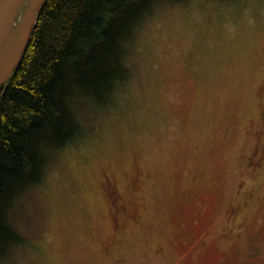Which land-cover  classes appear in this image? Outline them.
Masks as SVG:
<instances>
[{
    "label": "rangeland",
    "instance_id": "rangeland-1",
    "mask_svg": "<svg viewBox=\"0 0 264 264\" xmlns=\"http://www.w3.org/2000/svg\"><path fill=\"white\" fill-rule=\"evenodd\" d=\"M209 5L149 91L99 98L45 149L59 189L28 187L8 216L47 264H264V0Z\"/></svg>",
    "mask_w": 264,
    "mask_h": 264
},
{
    "label": "trees",
    "instance_id": "trees-1",
    "mask_svg": "<svg viewBox=\"0 0 264 264\" xmlns=\"http://www.w3.org/2000/svg\"><path fill=\"white\" fill-rule=\"evenodd\" d=\"M150 0H46L18 68L0 88V249L19 236L8 212L43 175L45 149L59 148L80 124L62 97L71 85L98 98L121 75V39Z\"/></svg>",
    "mask_w": 264,
    "mask_h": 264
},
{
    "label": "clouds",
    "instance_id": "clouds-1",
    "mask_svg": "<svg viewBox=\"0 0 264 264\" xmlns=\"http://www.w3.org/2000/svg\"><path fill=\"white\" fill-rule=\"evenodd\" d=\"M205 0H150L140 15L132 21L121 39L119 64L121 75L114 81L113 99H130L145 94L162 72H167L181 57L185 35L194 34L203 26L209 14ZM69 117L87 126L104 107L97 95L87 87L71 85L62 97ZM47 155V153H44ZM63 173L59 166L44 167L43 184L30 185L28 193L42 189L55 192ZM25 197H22V199ZM19 236L0 249V264H47L38 236L16 224Z\"/></svg>",
    "mask_w": 264,
    "mask_h": 264
},
{
    "label": "water",
    "instance_id": "water-1",
    "mask_svg": "<svg viewBox=\"0 0 264 264\" xmlns=\"http://www.w3.org/2000/svg\"><path fill=\"white\" fill-rule=\"evenodd\" d=\"M46 0H0V88L18 68Z\"/></svg>",
    "mask_w": 264,
    "mask_h": 264
}]
</instances>
